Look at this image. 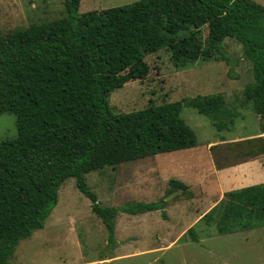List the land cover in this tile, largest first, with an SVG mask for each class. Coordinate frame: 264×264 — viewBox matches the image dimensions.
<instances>
[{
    "label": "trees",
    "instance_id": "trees-1",
    "mask_svg": "<svg viewBox=\"0 0 264 264\" xmlns=\"http://www.w3.org/2000/svg\"><path fill=\"white\" fill-rule=\"evenodd\" d=\"M63 1L66 16L0 35V114L14 113L18 126L17 137L0 142V264H9L19 242L45 226L70 177L91 199L111 242L120 210L164 209V199L103 206L86 174L195 147L196 131L181 115L185 105L209 116L219 131L232 127L237 114L222 94L114 113L111 93L148 77L147 55L168 49L181 68L199 59L234 63L224 41L236 38L253 65L246 103L264 120L263 4L138 0L80 13L81 0ZM233 145L241 152L239 162L264 153L263 136ZM169 183L168 195L188 187L178 179ZM202 219L214 221L221 233L264 226V183L227 191ZM188 233L194 234V228Z\"/></svg>",
    "mask_w": 264,
    "mask_h": 264
},
{
    "label": "rangeland",
    "instance_id": "rangeland-1",
    "mask_svg": "<svg viewBox=\"0 0 264 264\" xmlns=\"http://www.w3.org/2000/svg\"><path fill=\"white\" fill-rule=\"evenodd\" d=\"M136 1L81 0L79 12ZM255 1L264 5V0ZM66 15L63 0H0V35ZM207 33L208 28H203L202 36ZM224 45L230 59L237 62L199 59L181 68L173 63L170 50L161 49L146 56L150 64L146 79L129 81L111 93L114 113L222 94L237 114L230 129L219 131L209 116L185 105L181 115L196 131L195 147L86 174L103 206L164 199L165 208L138 214L120 210L111 242L91 199L70 177L61 185L58 203L45 226L19 242L9 264H264V226L221 233L214 221L202 219L227 191L264 183V153L239 162L241 152L233 145L264 137V120L244 96L246 85L254 79L253 65L236 38H226ZM17 135V116L0 114V142ZM171 179L188 187L168 200L174 192L168 195ZM190 227L194 234L188 233Z\"/></svg>",
    "mask_w": 264,
    "mask_h": 264
},
{
    "label": "water",
    "instance_id": "water-1",
    "mask_svg": "<svg viewBox=\"0 0 264 264\" xmlns=\"http://www.w3.org/2000/svg\"><path fill=\"white\" fill-rule=\"evenodd\" d=\"M182 188H179L178 190L174 191L168 198V200H170L171 198L175 197L176 195H178L179 193L182 192Z\"/></svg>",
    "mask_w": 264,
    "mask_h": 264
},
{
    "label": "crops",
    "instance_id": "crops-1",
    "mask_svg": "<svg viewBox=\"0 0 264 264\" xmlns=\"http://www.w3.org/2000/svg\"><path fill=\"white\" fill-rule=\"evenodd\" d=\"M255 184H256V183H255ZM250 185H254V183H253V184H247V185H245V186H250ZM245 186H243V187H245ZM240 188H241V187H240ZM186 214H188V212H186ZM201 216H202V215H201ZM201 216H200V217H201ZM200 217H199V218H200ZM197 220H198V219H197Z\"/></svg>",
    "mask_w": 264,
    "mask_h": 264
}]
</instances>
